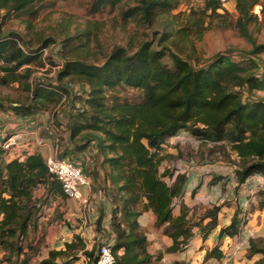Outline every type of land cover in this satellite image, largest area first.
Segmentation results:
<instances>
[{"label": "trees", "instance_id": "16d2710c", "mask_svg": "<svg viewBox=\"0 0 264 264\" xmlns=\"http://www.w3.org/2000/svg\"><path fill=\"white\" fill-rule=\"evenodd\" d=\"M43 1L0 0V11L28 22L39 12L37 4ZM184 1L92 0L90 10L96 13L115 9L124 23L150 26L159 14H170ZM202 1L201 10L173 16L177 32L191 39L201 37L209 29H232L250 44L249 50L220 53L199 64L198 59L189 62L171 50L156 49L150 41L143 40L131 52L122 46L114 47L100 64L66 58L57 72L56 83L45 84L29 78L33 66H44L43 49L53 44L54 39H41L39 46H34L16 32H3L0 26V85L16 82L31 93L26 102L13 106V111L21 116L34 115L47 105L58 104L68 93L73 108L66 124L73 144L70 152L88 146H93L96 154L104 152L106 196L112 206L110 231L105 239L110 234L114 236L113 264H153L152 258L160 259L161 253L153 257L148 252L147 235L139 231L138 218L144 211L150 210L154 227L162 228V233L172 239L166 252L182 250L192 236L197 223H191L188 209L180 205V213L176 216L172 213L180 203L176 201L182 196L186 174L159 169L166 158L161 146L168 138L184 131L220 149L229 146L238 157L234 171L237 185L264 173V99L250 95L253 90L264 91V63L259 57L264 54V43L257 44L252 34L264 25L253 13L259 5L264 20V0H230L236 12L234 18L226 11L219 12L224 5L221 0ZM189 29L194 33H185ZM84 34L91 35L85 32L72 36ZM72 36L66 35L63 44ZM167 37V33L161 34V40ZM166 55L171 65L163 61ZM129 92L136 93L138 100H130L126 95ZM3 153L0 150V252L3 260L13 264L12 258L24 252V240L31 228L36 227L44 200L49 195L66 197L39 153L8 161ZM59 154L65 157L67 151ZM170 172L167 182L164 176ZM218 179L221 177L214 176L210 182ZM40 187L44 193L36 197ZM261 194L263 191L257 192L258 196ZM259 206H264V195ZM218 210L219 206H213L205 211L202 217L211 219L202 230L216 225ZM240 213L236 209L219 236L234 238L242 231L246 220L245 213L241 216ZM104 214L101 208L96 218L98 229ZM260 243L248 239L246 259L261 255L251 264H264V245ZM78 251L95 261L94 253L86 251L82 239L76 235L64 243L63 249L50 250L40 264H76ZM205 256L220 259L224 255L218 245ZM27 262L28 257L21 264Z\"/></svg>", "mask_w": 264, "mask_h": 264}, {"label": "rangeland", "instance_id": "374dc122", "mask_svg": "<svg viewBox=\"0 0 264 264\" xmlns=\"http://www.w3.org/2000/svg\"><path fill=\"white\" fill-rule=\"evenodd\" d=\"M91 2L92 0H44L37 4L40 6L39 12L35 16H31L32 18L28 22L24 18H17L15 14L5 16L4 12L0 11V26L3 32H16L24 41L32 43L34 46H39L41 39H54V43L47 48V54L43 56L44 66H33L29 81L55 84L57 72L66 58H77L86 63L100 64L114 47L122 46L131 52L143 40L150 41L156 49L171 50L189 62L195 63V60L198 59L199 64L208 62L220 53L246 52L251 47L245 39L238 35L237 31L232 29H209L204 31L201 37L191 36V39L186 37L184 33L177 32L176 24L172 22L173 16L180 12L190 14L192 11L201 10L203 8L202 0H185L176 9L171 10L170 14H159L150 26L138 25L135 22L124 23L115 9L106 8L100 12L92 13L90 10ZM224 11L234 18L236 12L232 1L226 0L224 2L223 9L219 12ZM253 13H256L259 19L264 22L259 5L254 7ZM170 22H172V26L175 25V28L169 26ZM85 32H89L91 35L72 36ZM163 32L167 33L168 37L161 40ZM185 33L191 34L194 33V30L189 29ZM252 34L257 44L264 43V25L259 30L254 29ZM66 35L73 37L67 42V46L62 42ZM259 57L264 63V54ZM163 61L168 65L172 63L168 55L163 58ZM30 95V91L24 90L16 82L5 86L0 85V110L3 111L5 107L13 110V106L26 102ZM69 95L65 93L58 104L47 105L45 109L37 110L34 115L41 113L51 116L52 113L61 114L67 110L73 111ZM126 95L130 100H138L137 94L134 92H129ZM250 95L254 98L264 99V91L253 90ZM63 127L64 130L59 129L62 133L67 131V126L63 125ZM60 132L59 134H62ZM161 147V153L166 155L163 165L159 167L161 172L165 168L171 169L174 174L175 171L181 169L186 172L190 169L206 170L200 174L201 177H204V181L207 179L209 181L215 175L225 180L227 174L232 173L235 182L234 171L237 169V161L235 160V153L230 151L229 146H226V150L220 149L216 144L200 142L181 131L168 138ZM228 168L231 170L227 171ZM170 178L171 172L164 176V180L167 182L170 181ZM102 183L103 181L98 184L101 189ZM221 190L227 192L228 189L221 187ZM43 193L42 187L35 192L36 197H41ZM247 197L249 198V196ZM90 205H92L91 202L86 207H79L70 203L66 198L49 195L42 204L36 227L31 228L24 240V252L19 257L14 256L12 263L21 264L23 259L28 257L26 264H40L41 260L48 257L49 251L54 250L51 248V241L66 243L72 241L76 235L82 239L85 250L92 251L96 255L97 247L105 241L108 232L103 226L104 223L100 229L96 226L94 216H98L102 207H100L99 212L92 214ZM252 207L253 205L245 206V216ZM192 209L190 221L195 224L200 221V217L204 214V206L199 204L193 206ZM249 219L248 216L245 217L246 224L242 229L243 234H241L239 241H248V239L253 238L261 241L260 244L264 245V219L261 218L262 228H258L255 222L250 227L248 225ZM150 226L146 225L145 219L141 220L139 231L147 235L158 229ZM148 239L147 249L150 253L152 241ZM157 254L158 251H153L151 255ZM77 255L79 256V251ZM81 255L84 256L85 254L82 252ZM244 258L246 259L245 256ZM152 262L153 264H164L160 259L152 258ZM83 263L82 257H78L76 264ZM0 264H8V261L3 260L2 252H0ZM88 264H90V260Z\"/></svg>", "mask_w": 264, "mask_h": 264}, {"label": "crops", "instance_id": "0c3cea01", "mask_svg": "<svg viewBox=\"0 0 264 264\" xmlns=\"http://www.w3.org/2000/svg\"><path fill=\"white\" fill-rule=\"evenodd\" d=\"M70 112L71 110L64 111V113L61 114L52 113L51 116L41 113L21 116L13 110L6 109V107L3 111L0 110V142L3 136L10 131L31 130L34 132V135L25 137L21 146L16 149L14 154L3 153V156L4 159L8 161L13 158L24 159L26 155L32 153H39L42 157H45L55 150L59 153H63V151L66 150L67 154H65V157L80 165L86 176L91 180L92 190L90 192V202L92 205H90L89 208H91L92 214L99 212L100 207L104 209L103 226L109 233L108 221L112 206L109 202V198L106 196L108 183L106 184L104 181V156L102 152L96 154L93 146H88L78 152H70L73 150V144L69 140L68 131L63 133L59 131L61 128L64 130L63 125L68 123ZM59 132L62 134H59ZM38 136L45 140L46 145L39 146L35 142ZM234 156L235 160L238 161L237 155L235 154ZM230 170L231 168L227 169V171ZM205 171L206 170L197 171L196 169H190L186 172L182 199L180 200V204L174 207L172 213L174 216L178 215L180 213V205L188 209L189 216H191L193 206L199 204L203 205L204 213L213 206H219L216 215V225L208 231L202 230L211 218L209 216H201L200 221L192 228V236L187 240L184 248L177 252H166V249L172 245V239L162 233V228H158L155 232L147 234V239L149 238L148 240L152 241V251L150 254H153V251H158V254L161 253L160 260L163 261L164 264H227L223 260V257L217 259L214 257H206L205 255L207 251L212 250L218 245L219 251L222 253H225V251L231 247V241L226 235L219 236L220 229L230 223L236 209H240V216L243 213L246 214V205H253L250 212L245 216L250 218L248 225L252 227L255 222L258 228H262L261 218L264 219V206L260 207L259 203L264 195V190H261L263 194L260 196L256 194V196L249 201L247 191L244 190L241 184L237 185L236 181L234 182L232 173L227 174V179L225 180L221 178L217 181L210 182L212 177L209 181L208 179L204 181V177L200 176V174ZM101 181H103L101 184L102 189L98 185ZM221 187L227 188V192H223ZM67 200L80 207L78 202L70 199ZM94 217L97 218L96 216ZM144 219L146 225H151L150 227L154 228V216L150 210L142 212L139 216L138 222L140 226L141 220ZM258 219H260L259 223ZM113 237V234L109 235V239H113ZM51 244L52 249L59 250L64 248V243L61 241H51ZM157 255L152 256L154 257ZM260 257V254L252 256L251 259L237 257L233 258L228 264H251Z\"/></svg>", "mask_w": 264, "mask_h": 264}, {"label": "built area", "instance_id": "2783aa9c", "mask_svg": "<svg viewBox=\"0 0 264 264\" xmlns=\"http://www.w3.org/2000/svg\"><path fill=\"white\" fill-rule=\"evenodd\" d=\"M225 2L226 0H221ZM48 52L47 48L43 49L44 55ZM59 129V128H58ZM34 135V132L14 130L6 133L1 142L0 150L4 153L14 154L16 149L21 146L26 136L30 137ZM35 142L39 146L46 145V142L41 137H36ZM44 163L47 167L48 172L52 175L61 185L63 194L67 199L76 201L82 207H86L90 204V192L92 190V182L84 173L82 167L71 159L60 156L59 152L55 150L53 153L43 157ZM177 173H185V170L175 171ZM244 190L249 194V201L256 196L258 191L264 190V173L256 174L245 179L241 183ZM183 196V195H182ZM181 198L177 199V203L180 202ZM243 234L241 231L234 238H229L231 241V247L223 253V260L228 264L233 258L244 257V253L248 247V241H239V238ZM114 238V237H113ZM113 239H105L98 247L95 255V261L90 264H113L114 255L112 252ZM82 251H79V257H82L84 263L88 264L89 257L86 255L82 256ZM87 259H86V257Z\"/></svg>", "mask_w": 264, "mask_h": 264}]
</instances>
